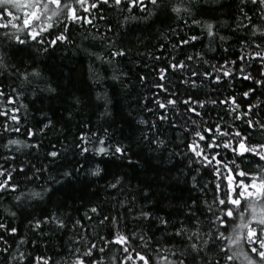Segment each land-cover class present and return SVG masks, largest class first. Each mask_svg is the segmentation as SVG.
Here are the masks:
<instances>
[{
    "label": "trees",
    "instance_id": "16d2710c",
    "mask_svg": "<svg viewBox=\"0 0 264 264\" xmlns=\"http://www.w3.org/2000/svg\"><path fill=\"white\" fill-rule=\"evenodd\" d=\"M240 7H244L253 23L264 24L260 19V6L253 5L250 0L246 6L241 5L240 0H195L191 16L182 12L178 18L165 11L148 19L143 18L147 13H141L138 8L129 13L123 5L116 9L101 4L98 10L80 13L88 19L94 17L91 25L83 21H64L72 43L58 42L47 53H37L34 43L30 49L26 45H16V48L23 47L27 51L15 54L14 49L7 46V41L0 44V50L8 54L5 57L8 68H0V87L7 94H11V88L20 89L21 85L20 79L12 75L15 71L13 65L21 71H31L34 67L42 73V79H34L31 85L20 89L23 95L15 104L8 105L0 100V112L11 113L13 107L19 109L15 113L19 117L18 122L0 115V169L11 172L10 183L19 186L15 193H0V223L6 225L5 229H0L3 237L0 249H9L7 253L0 251V264H35L38 256L47 258L49 264H71L75 248H79L82 254L93 243L97 245L93 259L100 260L101 264H123L121 246H105L100 240L101 236L111 240L116 232L128 236L129 247L150 257L152 264H156L157 258V252L152 249L184 252L188 257L187 264H203L200 256L193 260L195 254L186 251L187 236L197 230L188 210L192 207L196 213L200 220L199 231L206 239L212 217L206 212L203 201L212 202L215 180L212 170L196 163L194 156L181 155L187 152L186 145L193 140L191 132H185V129L195 128L192 120L202 128L213 127L217 123L225 129L234 126L249 136H255L250 141L255 143L260 134L249 130L243 121H234L227 115L229 107L219 103L229 97H235L242 112L249 104L256 105L252 109L253 119L264 122V84L255 83L264 79L261 77L264 67L258 58L251 57L257 49L242 44V41L251 44L255 40L264 47V39L252 37L251 27H237L248 24ZM13 11L17 17L24 15V10ZM127 15H136L140 19L122 26ZM8 19L11 18L0 19V23H6ZM193 19L201 21V25L193 24ZM12 22L19 24L22 20ZM205 22L214 23L218 33L215 39L207 36L202 27ZM3 31L6 30L0 29V33ZM60 31L62 28L54 27L44 38L54 39ZM192 35L199 39L177 47L181 39ZM219 36L228 39L221 41ZM109 40L118 41V46L125 48L127 55L117 57L111 64L89 55L94 52L107 56ZM198 52L208 63L196 57ZM242 54L246 56L245 61L239 60ZM157 56L160 57L158 61L155 60ZM187 56L194 59L186 61L187 67L183 71L168 69L166 79H159L160 68H166L170 61L186 60ZM226 60L236 61L235 65H228L234 69L232 76L220 84L213 83L217 73L212 66L219 68ZM242 66L244 74H250L252 79H244L239 73ZM193 71L212 72L213 77L207 80L193 77ZM113 75L120 78L113 80ZM185 80H196L197 87L185 84ZM157 84H163L167 91L156 87ZM49 85L55 91H48ZM249 89H254V92L244 98L243 93ZM97 93H100L99 98ZM189 97L206 102L216 100L217 104L206 103L204 108L192 105L201 113L196 116L187 111L189 106L182 103ZM167 99L176 100V106L168 105L162 109L156 104L157 100L166 102ZM162 115L167 119L160 120ZM141 120L146 123L141 124ZM48 121L52 123L41 131ZM153 123L156 125L154 128ZM29 130L34 135H28ZM82 133L88 138L82 146L89 149L83 156L76 146L80 144ZM101 138L105 141L103 145L99 143ZM158 139L164 140L165 144L157 147L156 143H149V140ZM9 140L39 147L17 150V145H8ZM115 144L126 146L127 155L114 156L111 151L107 155H97L94 151ZM51 151H57L59 155L56 158L48 156ZM220 151L225 154L224 150ZM225 155L232 158L231 153ZM189 157L193 160L191 166ZM245 161L248 163L242 167L248 170H255L257 165L264 167V161L251 155L246 156ZM97 165L102 171L99 176H93L91 171ZM65 172L71 175L66 177ZM193 176L197 178L195 188ZM4 179L7 176H0V182ZM117 179L121 183L115 189L109 187ZM205 185L207 188L201 192L199 189ZM21 192L25 196L17 202L15 196ZM31 192H40L43 198H29ZM193 200L196 201L194 206ZM92 207L97 208L98 214L90 211ZM256 209L259 214L264 210V204L257 201ZM143 211L150 212L152 219L144 220L140 216ZM53 213L65 221V228L58 229L55 223L42 224L39 229L34 227L36 220L43 221ZM104 216L119 217L118 226L108 222L101 226L99 221ZM160 217L167 219L168 225L160 224ZM77 219L81 220V225L73 228ZM11 228L17 231L12 233ZM177 228L186 230L184 237L171 235ZM212 232L215 236L214 229ZM228 232H231V227ZM140 236L145 237L144 241L139 239ZM192 242H196L195 239ZM145 243L149 245L147 251L143 247ZM100 247L105 248L104 253L99 252ZM20 252L26 259L23 262L12 261L11 256ZM162 254L175 259L170 252ZM204 255L207 259L222 261L218 247L206 248ZM234 264H244L243 257Z\"/></svg>",
    "mask_w": 264,
    "mask_h": 264
},
{
    "label": "snow or ice",
    "instance_id": "6c2138e0",
    "mask_svg": "<svg viewBox=\"0 0 264 264\" xmlns=\"http://www.w3.org/2000/svg\"><path fill=\"white\" fill-rule=\"evenodd\" d=\"M241 5L246 6L249 0H240ZM253 5H259L260 9V19L264 21V0H250ZM107 5L109 7H114L120 9L121 6L125 7L129 13H132L135 9H139L141 13H147V16H144V19L157 14L158 12L170 11V13L175 14L178 18L183 12L189 16L193 14V9L195 8V0H0V19H8L6 23H0V29H5L0 33V44H3L4 41H7V46L14 49V53H25L27 49L21 47L16 48V45L27 46L29 49L34 43L36 47V52L39 53L43 51L47 53L50 48L57 45V43H72L69 40L68 36V27L64 24V21H72L73 23L81 22L87 24H92L93 19H88L85 16L81 15L83 13H91L93 9H99L100 5ZM151 6V8L149 7ZM24 10L23 17H17L14 14V11ZM199 11V9H196ZM240 12L244 19L248 21V24H239L238 28H248L251 27V36L254 38L264 39V24H255L252 22V17L248 16L244 12V7H240ZM101 19L104 17L101 16ZM140 19L136 15H127L123 18V25H127L130 21H136ZM22 20L21 23L16 24L12 21ZM187 23V21H185ZM193 24L201 25V21L192 20ZM59 26L62 28V31L55 36L54 39L46 40L44 38L46 33H49V30ZM202 27L205 29L206 34L209 38L215 39L218 33L215 31V25L212 22L203 23ZM14 29V31L12 30ZM109 32L112 31V28L109 27ZM174 31V30H173ZM199 37L192 35L188 36L187 39H181L177 47L181 45H187L192 41L198 40ZM221 41L228 39L225 36H219ZM242 44L247 47H254L257 51L251 53L252 59H259L261 61V67H264V47L260 43H255V40L249 44L247 41H242ZM163 47V45H161ZM108 55L102 56L94 52H90V56H94L96 60H103L105 63L111 64L113 60L117 57H123L127 55V50L123 47L118 46V41L109 40L107 44ZM227 50V49H225ZM87 51V49H85ZM243 51V49H242ZM8 54L0 50V68L7 69L8 65L5 62V57ZM196 57L203 60L204 63H208L207 60H204L202 53H197ZM175 59V58H173ZM193 56H187L186 60H180L178 62H169L166 68H160L159 79L161 81L166 79V73L168 69L173 71H183L187 67L186 61L193 60ZM155 60H160V57H155ZM240 61H245L246 56L241 55L239 57ZM236 61H225L223 65L217 68L213 65V71L217 74L213 77L212 72L205 71L203 73H198L193 71L191 76L193 77H203L207 80L210 77H213V83L220 84V82L232 76L234 69L228 65H235ZM15 71L12 75H15L20 79L21 85L20 89L24 85H31L33 80L42 79V73L36 69L32 68L31 71L24 70L21 71L20 68H16L13 65ZM239 73L243 76L244 79H252L250 74L245 75V68L242 66L239 69ZM122 75V74H121ZM261 77H264V72H261ZM120 77L118 75H113V80H118ZM143 80L144 77H141ZM203 82V81H201ZM185 84H190L191 87L196 88V80H185ZM257 84H264V79L256 80ZM156 87L167 91L163 84H157ZM16 87L11 88V94H7L3 87H0V100H4L8 105L15 104L17 99L23 95V91ZM47 90L50 92L55 91L50 85L47 86ZM251 92H254V89H249L243 93V97L247 98ZM98 98L100 93H97ZM79 103V101H77ZM186 106L188 112L195 113L196 116H200L201 113L196 110V105L199 108H204L206 103H211L213 105L217 104L216 100L204 101V100H193L191 97L182 101ZM221 105H227L229 111L227 115L233 117L234 121H243L249 130H252L254 133L258 132L260 134V139L256 140L255 143H250V141L255 139V136H249L242 131L236 129L234 126H229L228 129H225L221 124H215L213 127L202 128L201 125L197 124L196 120H192V125H195V128L185 129V132H191L193 140L189 142L187 147V152L182 153L183 156H194L196 158L195 162L202 165L204 168H209L212 170V176L215 180V191L214 198L209 204L207 200L203 201L206 212L212 217L209 219L210 230L206 234L207 238L204 239L201 236L199 231L200 220L196 217V213L192 211V207H189L188 214L195 220L197 230L192 232L191 235L187 236V248L186 251L194 253L192 257L195 260L196 256H200L203 264H234V262L243 257L244 264H264V210L259 214L257 213L256 205L257 201L261 204H264V167L257 165L255 170H248L245 165V157L248 155L258 158L260 161H264V122L261 120L253 119L254 113L252 109L256 105L249 104L246 111H240V104L236 102L235 97H229L224 100H220ZM156 104L159 108L166 109L168 105L176 106L177 101L174 99H167L166 102L157 100ZM19 111L18 108L13 107L11 113L9 112H0V115L6 116L12 121H19V117L15 114ZM151 111V109H149ZM160 120H166L167 116L162 115L159 117ZM51 121L44 124L41 131L44 128H48L51 124ZM141 124L146 123V121L141 120ZM155 123L152 124L154 128ZM5 125V129H7ZM19 131V129H16ZM107 133V129H105ZM28 135H34V133L29 130ZM87 136L83 133L80 136V144L76 146L80 148V155L83 156L89 151L88 147L82 146L87 142ZM145 140H148L147 136H144ZM99 143L103 145L105 143L104 139H99ZM149 143H156L157 147L163 146L165 144L164 140H149ZM8 145H17L21 147H39V145H28L23 143L20 140H9ZM220 149L224 150V153H231L232 158L228 159L225 154H222ZM96 154H105L107 155L111 151L112 155L124 157L127 155V148L121 144H115L110 146V148L100 147L95 149ZM59 155L57 151H51L48 153V156L56 158ZM129 163H132L129 160ZM193 163V160L189 157V166ZM37 171H40L38 169ZM102 169L97 165L92 171L91 175L99 176ZM64 175L70 176L71 173L65 172ZM0 176H7V179H4L0 182V193L13 192L15 193L18 189V185L11 184L10 180L12 179L11 172L6 169H0ZM236 177L237 179H234ZM243 177L244 179H238ZM245 181H248L247 183ZM193 187L197 186L196 176L192 177ZM121 183L120 179H117L115 183H111L109 187L115 189ZM207 188V185L200 188L201 192H204ZM48 189H45L47 192ZM223 193V195H221ZM25 196V193L21 192L19 195L15 196V200L20 202L22 197ZM29 198H40L42 199V194L40 192H31ZM243 201V204H242ZM192 205H196V201H192ZM243 209V210H241ZM130 210V209H129ZM92 213H97L98 210L96 207L90 209ZM15 215V213H12ZM140 216L144 220H151L152 216L150 212L143 211L140 213ZM91 219V217H88ZM119 217L117 216H104L102 220L99 221V224L102 226L106 222L112 226H118ZM55 223L58 229H63L66 227L65 221L56 216L55 213L52 216L45 217L43 221L36 220L34 227L36 229L41 228L42 224ZM159 223L162 225H168L169 221L163 217L159 218ZM81 225V220L77 219L73 223V228ZM229 227H231V232H228ZM6 225L0 223V229H5ZM212 229L215 230V236H213ZM10 231L15 233L16 228H11ZM226 232L228 234L226 235ZM186 230L183 228H177L171 235L175 237H184ZM135 235V233H133ZM139 239L144 241L145 237L140 236ZM195 239L196 242H192ZM0 240H3V237L0 236ZM101 242L105 246L109 244H117L121 246V250L124 254L123 264H152L150 257L141 254L134 248L129 247V237L123 233L116 232L111 240L106 239L104 236L100 237ZM23 241H21L22 243ZM6 244L7 242L4 241ZM145 251L148 250L149 245L145 243L143 245ZM218 247L219 255L222 256L221 259H207L204 255V250L206 248H215ZM97 248L95 243L91 244L86 251L82 254L79 248H75L74 258L71 261V264H101L100 260L93 259L94 249ZM235 249V250H234ZM7 253L9 249L7 247L0 249ZM105 248L100 247L99 252L104 253ZM153 252H157L156 264H187L188 257L184 252H175L168 249L158 250L152 249ZM163 252H170L172 257L175 259H169V255L162 254ZM7 259V258H6ZM26 259L24 253L20 252L16 255L11 256V260H19L23 262ZM102 259V258H101ZM35 264H49L47 258L43 256H38L35 258Z\"/></svg>",
    "mask_w": 264,
    "mask_h": 264
}]
</instances>
